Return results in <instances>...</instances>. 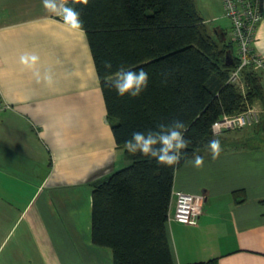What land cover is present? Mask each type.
I'll return each mask as SVG.
<instances>
[{"label": "crops", "instance_id": "1", "mask_svg": "<svg viewBox=\"0 0 264 264\" xmlns=\"http://www.w3.org/2000/svg\"><path fill=\"white\" fill-rule=\"evenodd\" d=\"M257 36L264 57V18ZM220 136L218 159L205 148L175 174L205 202L196 226L169 219L174 264H264V122ZM123 162L85 31L43 0H0V264H114L92 193Z\"/></svg>", "mask_w": 264, "mask_h": 264}, {"label": "trees", "instance_id": "2", "mask_svg": "<svg viewBox=\"0 0 264 264\" xmlns=\"http://www.w3.org/2000/svg\"><path fill=\"white\" fill-rule=\"evenodd\" d=\"M67 5L81 13L118 146L124 149L135 131L156 130L174 120L186 125L189 141L172 167L125 149L130 163L95 183L93 243L111 249L114 264H174L167 224L175 174L209 148L210 140L221 138L213 133L215 121L257 102L264 106L261 73L245 69L244 91L229 81L239 64L236 43L225 32L224 42L212 33L195 0H88L87 5L67 0ZM229 50L231 64L226 61ZM105 62L111 63V72ZM121 66L148 73L140 96L120 97L108 87Z\"/></svg>", "mask_w": 264, "mask_h": 264}, {"label": "built area", "instance_id": "3", "mask_svg": "<svg viewBox=\"0 0 264 264\" xmlns=\"http://www.w3.org/2000/svg\"><path fill=\"white\" fill-rule=\"evenodd\" d=\"M226 16L232 23L233 38L239 64L233 69L229 81L245 90L243 75L245 69L252 67L260 73L264 72V57L256 49L258 30L264 18L262 0H223ZM255 103L245 111L236 115H223L212 125L215 136L227 131H235L262 123L263 106ZM174 213L169 219L196 226L203 214L205 198L203 195L185 191H174Z\"/></svg>", "mask_w": 264, "mask_h": 264}, {"label": "clouds", "instance_id": "4", "mask_svg": "<svg viewBox=\"0 0 264 264\" xmlns=\"http://www.w3.org/2000/svg\"><path fill=\"white\" fill-rule=\"evenodd\" d=\"M83 3L88 4V0H73V4ZM44 6L49 11L55 12L62 16L65 24L74 30L83 29V20L81 13L76 7L67 4H57L55 0H43ZM32 64L27 65L32 67L38 60V57H31ZM22 61L27 64V60L22 58ZM105 69L111 72L112 65L110 62H105ZM51 82V77H47ZM149 76L143 69L137 71L126 70L121 66L116 73V78L112 81H107L109 88H114L116 94L120 97L130 96L138 97L146 90L148 86ZM186 125L180 120H174L169 124L161 123L156 130H148L147 132L135 131L131 134V138L124 141V149L132 154L139 153L144 157L155 160L158 164L172 167L176 165L183 150L188 148L189 141L185 138ZM212 158L218 159L222 148L219 140L213 139L208 143ZM204 160L200 155H195L194 166L203 168Z\"/></svg>", "mask_w": 264, "mask_h": 264}, {"label": "rangeland", "instance_id": "5", "mask_svg": "<svg viewBox=\"0 0 264 264\" xmlns=\"http://www.w3.org/2000/svg\"><path fill=\"white\" fill-rule=\"evenodd\" d=\"M198 5V11L200 15L207 20V24L212 31V33H215V29L217 27H222L227 35L228 41H234L233 33H232V23L230 19L226 16L225 10L223 7V3H221V0H196ZM237 50V48H235ZM259 108H262L260 106ZM264 108V107H263ZM264 114V109H263ZM263 116V115H262ZM246 128V127H245ZM243 129V128H242ZM241 129V130H242ZM240 129L236 130L239 131ZM125 159V158H124ZM128 163L123 162L122 164L119 163V166L117 167V170H120L124 167H126ZM175 202L174 200V192L172 197L171 206ZM175 206V204H174ZM171 211V208H170Z\"/></svg>", "mask_w": 264, "mask_h": 264}, {"label": "water", "instance_id": "6", "mask_svg": "<svg viewBox=\"0 0 264 264\" xmlns=\"http://www.w3.org/2000/svg\"><path fill=\"white\" fill-rule=\"evenodd\" d=\"M215 31H216V35L219 38V40L221 42H224L225 41V33L223 31L219 32V30L217 28L215 29ZM226 61H227L228 64H231V63L234 62L233 52L231 50L228 51V54H227V57H226Z\"/></svg>", "mask_w": 264, "mask_h": 264}]
</instances>
